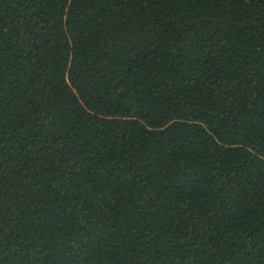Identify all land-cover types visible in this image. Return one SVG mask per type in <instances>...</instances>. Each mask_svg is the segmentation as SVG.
Listing matches in <instances>:
<instances>
[{
    "label": "trees",
    "instance_id": "trees-1",
    "mask_svg": "<svg viewBox=\"0 0 264 264\" xmlns=\"http://www.w3.org/2000/svg\"><path fill=\"white\" fill-rule=\"evenodd\" d=\"M0 264H264V0H0Z\"/></svg>",
    "mask_w": 264,
    "mask_h": 264
}]
</instances>
